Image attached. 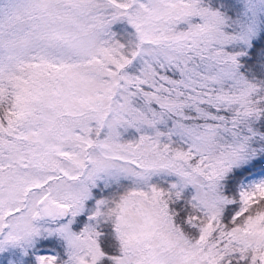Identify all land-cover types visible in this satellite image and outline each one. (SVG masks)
Returning <instances> with one entry per match:
<instances>
[{
  "label": "snow or ice",
  "instance_id": "snow-or-ice-1",
  "mask_svg": "<svg viewBox=\"0 0 264 264\" xmlns=\"http://www.w3.org/2000/svg\"><path fill=\"white\" fill-rule=\"evenodd\" d=\"M0 264H264V0H0Z\"/></svg>",
  "mask_w": 264,
  "mask_h": 264
}]
</instances>
